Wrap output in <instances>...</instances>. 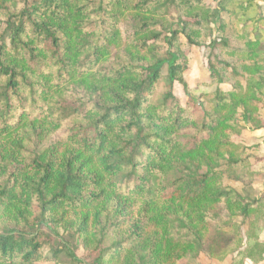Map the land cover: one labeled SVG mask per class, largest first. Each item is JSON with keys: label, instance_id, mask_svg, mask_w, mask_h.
Here are the masks:
<instances>
[{"label": "trees", "instance_id": "trees-1", "mask_svg": "<svg viewBox=\"0 0 264 264\" xmlns=\"http://www.w3.org/2000/svg\"><path fill=\"white\" fill-rule=\"evenodd\" d=\"M228 4L0 0V264H195L257 242L264 191L225 178L264 176L241 140L264 128V44Z\"/></svg>", "mask_w": 264, "mask_h": 264}, {"label": "rangeland", "instance_id": "rangeland-1", "mask_svg": "<svg viewBox=\"0 0 264 264\" xmlns=\"http://www.w3.org/2000/svg\"><path fill=\"white\" fill-rule=\"evenodd\" d=\"M188 56V69L185 72V77L189 82V85L193 88L196 94L204 93L213 90V87L206 86L208 82V69L206 67V55L207 50L203 46H194L185 48ZM176 95L182 102L185 101V95L182 92V88L179 85L174 89ZM264 117V110H262ZM242 142L249 147L250 153V165L254 171H260L264 174V135L262 131L251 130L246 128L242 134ZM225 182L232 187L238 188L244 195L248 194V197L257 198L264 191V176L254 179L250 184L246 185L245 181H237L230 178H225ZM220 208H217L219 210ZM224 214V209L222 210ZM236 222H239V218H234ZM257 242L254 243L251 240H247L246 236L243 237V243L240 248V252L236 251L233 254L227 255L223 260L219 261L214 257H209L207 252L201 253L199 259L195 264H264V226L256 230ZM221 237L215 235L214 230L211 229L206 237L207 248H210L211 242L219 241ZM218 245L221 242L217 243ZM245 247H247L245 251ZM209 250V249H208ZM217 247L214 248V251ZM78 257L82 256V252L79 248H74Z\"/></svg>", "mask_w": 264, "mask_h": 264}, {"label": "crops", "instance_id": "crops-1", "mask_svg": "<svg viewBox=\"0 0 264 264\" xmlns=\"http://www.w3.org/2000/svg\"><path fill=\"white\" fill-rule=\"evenodd\" d=\"M263 6L264 0H229L227 7L229 12L222 13V16L228 19V14L231 13V18L236 29H240L242 24L247 21L248 27L256 29L259 39L264 44ZM258 131H262L264 135V128Z\"/></svg>", "mask_w": 264, "mask_h": 264}, {"label": "water", "instance_id": "water-1", "mask_svg": "<svg viewBox=\"0 0 264 264\" xmlns=\"http://www.w3.org/2000/svg\"><path fill=\"white\" fill-rule=\"evenodd\" d=\"M263 9H264V6H263ZM264 13V12H263Z\"/></svg>", "mask_w": 264, "mask_h": 264}]
</instances>
